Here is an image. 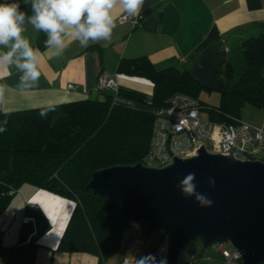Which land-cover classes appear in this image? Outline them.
<instances>
[{"label": "crops", "instance_id": "1", "mask_svg": "<svg viewBox=\"0 0 264 264\" xmlns=\"http://www.w3.org/2000/svg\"><path fill=\"white\" fill-rule=\"evenodd\" d=\"M5 2L13 0H0ZM16 2L21 11L31 14L24 0ZM122 13L121 5L112 9L116 27L110 41L90 42L83 48L66 37L68 46L60 56H53L54 49L45 46V33L26 23L23 35L38 49L41 76L31 87H21L22 73L15 65L0 66L4 88L0 109L9 112L95 98L100 74L115 80L119 100L147 109L152 83L117 73L121 59L145 57L157 69L187 70L201 87L197 93L201 110H207L209 104L199 98L201 89L215 92L219 102L220 93L230 89L246 67L241 42L264 33V0H145L139 16L120 23L117 18ZM226 64L233 69L230 78L218 73ZM239 120L264 128V110L244 104ZM75 207L72 199L22 184L0 212V264H125L128 255L150 258L153 264L165 259L167 233L153 245L155 237L144 240L142 226L133 223L125 228L118 250L105 257L97 250L60 249ZM188 263L224 264L215 248L198 244L180 250L175 264Z\"/></svg>", "mask_w": 264, "mask_h": 264}, {"label": "trees", "instance_id": "2", "mask_svg": "<svg viewBox=\"0 0 264 264\" xmlns=\"http://www.w3.org/2000/svg\"><path fill=\"white\" fill-rule=\"evenodd\" d=\"M240 49L246 67L234 85L220 93L218 104L206 107L211 120L235 123L244 104L264 110V33L244 39ZM117 73L149 80L153 92L147 100L156 109L166 107L175 92L198 99L201 88L187 70L157 69L145 57L121 59ZM218 73L230 78L233 69L226 64ZM110 92L51 106L0 109V126L6 128L0 132V212L24 183L74 200L76 207L59 244L62 250H97L105 257L118 250L131 224L118 221L115 201L86 185L96 169L143 161L153 114L150 106L132 107L118 97L112 103ZM43 109H50L45 117L40 115ZM11 190L15 192L9 195Z\"/></svg>", "mask_w": 264, "mask_h": 264}, {"label": "water", "instance_id": "3", "mask_svg": "<svg viewBox=\"0 0 264 264\" xmlns=\"http://www.w3.org/2000/svg\"><path fill=\"white\" fill-rule=\"evenodd\" d=\"M189 172L196 173L197 191L213 201L211 207L201 208L177 189ZM86 187L117 203L119 222L142 226L145 236L165 230L166 257L159 264H175L181 248L194 240L203 248L228 242L240 253L241 264L264 262V160H239L201 146L163 167L139 161L96 169Z\"/></svg>", "mask_w": 264, "mask_h": 264}, {"label": "clouds", "instance_id": "4", "mask_svg": "<svg viewBox=\"0 0 264 264\" xmlns=\"http://www.w3.org/2000/svg\"><path fill=\"white\" fill-rule=\"evenodd\" d=\"M24 3L30 5V15L20 10L16 0L0 3V49H8L0 50V66L15 65L22 73L21 87H31L39 81L41 72L38 49H34L23 35L26 23L45 33V46L54 49L53 56H60L68 46L66 37H72L83 48H87L90 42L110 41L116 27L112 9L121 5L126 16L134 18L140 15L145 0H24ZM3 92L4 88L0 86V98ZM48 110H41V117H45ZM4 131L6 128L0 126V132ZM208 184L214 187L215 180L209 177ZM176 187L183 197L194 198L201 208L213 204L207 195L197 191L195 172L184 175ZM125 264H153V261L128 255Z\"/></svg>", "mask_w": 264, "mask_h": 264}, {"label": "built area", "instance_id": "5", "mask_svg": "<svg viewBox=\"0 0 264 264\" xmlns=\"http://www.w3.org/2000/svg\"><path fill=\"white\" fill-rule=\"evenodd\" d=\"M129 20L125 13L117 18L120 23ZM96 90H111L114 92L112 103L117 100V84L105 74L97 76ZM146 104L150 106L149 100ZM150 109L153 114L150 144L142 161L148 166L163 167L173 157L194 155L201 146L210 153L232 155L239 160H264V128L240 120L235 123L204 120L199 116L201 104L189 94L175 92L168 98L166 107L150 106ZM14 192L11 190L8 194ZM214 246L224 264H241L240 253L226 241Z\"/></svg>", "mask_w": 264, "mask_h": 264}, {"label": "rangeland", "instance_id": "6", "mask_svg": "<svg viewBox=\"0 0 264 264\" xmlns=\"http://www.w3.org/2000/svg\"><path fill=\"white\" fill-rule=\"evenodd\" d=\"M199 98L201 101L205 102L206 104H209L212 106L217 105L216 103H212V102H217V94L215 92H212V91L208 92L207 90L202 88ZM199 116H200V118H202L204 120H207L210 118L209 112L205 109L200 110ZM137 226L140 227V225H137ZM163 233H165V230L160 228V229L153 231L149 236H144L143 239L144 240L145 239H152L153 237H155L154 242H153V245H155L160 241V239H161L160 235ZM166 241H167V238H166ZM164 243H165V240H164ZM195 244L202 246V244L199 241L194 240V241H190L187 244H185V247L183 246V248H181V251H182V249L184 250V248L188 247V245H195ZM227 244H229V243L227 242ZM207 248H215V246L211 245Z\"/></svg>", "mask_w": 264, "mask_h": 264}]
</instances>
